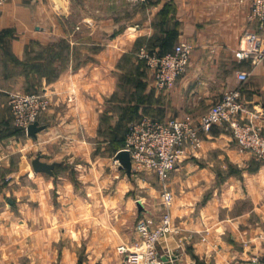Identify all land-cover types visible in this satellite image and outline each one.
I'll return each mask as SVG.
<instances>
[{"label": "crops", "instance_id": "0c3cea01", "mask_svg": "<svg viewBox=\"0 0 264 264\" xmlns=\"http://www.w3.org/2000/svg\"><path fill=\"white\" fill-rule=\"evenodd\" d=\"M250 14L249 0L0 7V55L18 61L0 57V264H124L118 248L140 240L137 221H158L167 209L154 174L128 175L115 161L124 148L112 138L134 121H198L240 88L241 120L264 134V63L235 56L249 32L262 30ZM181 43L193 46L190 61L159 90L140 52L162 55ZM26 81L50 104L36 136L19 132L8 104V89ZM202 137L170 173L179 232L159 244L161 264H264V161L241 151L223 124ZM38 156L55 164L53 175L34 170Z\"/></svg>", "mask_w": 264, "mask_h": 264}, {"label": "built area", "instance_id": "2783aa9c", "mask_svg": "<svg viewBox=\"0 0 264 264\" xmlns=\"http://www.w3.org/2000/svg\"><path fill=\"white\" fill-rule=\"evenodd\" d=\"M10 1L12 0H0V7ZM127 1L141 6L148 0ZM249 1L250 17L259 22L262 30L249 32L235 56L239 61H250L257 65L264 63V0ZM193 50L189 43H181L171 52L162 55L142 49L140 58L154 71L156 87L168 90L185 71ZM249 75L248 72H239L238 79L242 83L246 82ZM8 95V104L19 129L27 131L32 124L41 123L50 105L46 94L10 92ZM245 112L242 93L237 88L226 91L222 99L198 121L188 115L183 119H170L166 122L144 117L130 124L124 150L130 153L132 169L150 172L158 178L163 185L162 197L167 209L158 221L153 218H141L137 221L135 228L140 240L118 248L124 264H161L163 257L159 244L170 234L179 232L169 210L174 197L167 185L170 173L188 151L202 148L203 132L208 133L215 125L223 124L231 131L241 151L249 152L264 161V134L253 123L241 120Z\"/></svg>", "mask_w": 264, "mask_h": 264}, {"label": "water", "instance_id": "95a60500", "mask_svg": "<svg viewBox=\"0 0 264 264\" xmlns=\"http://www.w3.org/2000/svg\"><path fill=\"white\" fill-rule=\"evenodd\" d=\"M44 128L45 127L43 125H41L39 122H36L28 128L27 133L30 136H36L37 133L42 131ZM116 158L121 163V169H125L128 175H131L132 161H131L130 153L124 149L120 150L117 153ZM32 165H33L34 170L37 172L48 173L50 175L54 174L55 164H49V163L43 162L40 156L36 157L33 160Z\"/></svg>", "mask_w": 264, "mask_h": 264}, {"label": "rangeland", "instance_id": "374dc122", "mask_svg": "<svg viewBox=\"0 0 264 264\" xmlns=\"http://www.w3.org/2000/svg\"><path fill=\"white\" fill-rule=\"evenodd\" d=\"M0 57L1 58H4V59H7V60H11V56L10 55H8V54H6V53H2V55H0ZM6 60V61H7ZM10 62V61H9ZM29 82V81H28ZM18 86H20V85H18ZM18 86H12V87H10L8 90V93H10V92H21V93H32V92H36V91H33L31 88V86L29 85V83H27V81L26 82H22V87H18ZM40 93H43V92H40ZM8 98H9V95L7 96ZM10 107V106H9ZM11 109V108H10ZM41 124V123H40ZM23 131H24V134H27L28 135V133H27V131L25 130V129H23ZM121 130L119 129V132H120ZM126 133H128V131H126ZM126 135V134H125ZM125 135H123V134H118V136L117 137H113L112 139H117V140H120L122 137H124L125 138ZM127 136V135H126ZM110 138V137H109ZM115 161L117 162V164H119L120 166H121V163H120V161L116 158L115 159ZM116 164V165H117Z\"/></svg>", "mask_w": 264, "mask_h": 264}, {"label": "trees", "instance_id": "16d2710c", "mask_svg": "<svg viewBox=\"0 0 264 264\" xmlns=\"http://www.w3.org/2000/svg\"><path fill=\"white\" fill-rule=\"evenodd\" d=\"M175 48V47H174ZM173 50V49H172ZM171 50V51H172ZM171 51H169V52H171ZM168 53V52H167ZM7 54V53H6ZM164 54H166V53H164ZM15 60V62H16V58L15 57H13V56H11V60H9V61H12V63H13V61ZM16 63H18V61L16 62ZM31 68V65L28 67L27 65H25V70L27 71L26 73L28 74L29 72H32V70L30 69ZM41 67H35V69H34V71L38 74V72L40 73V74H46V70H44V71H42L41 69H40ZM21 130V131H20ZM19 130V132L21 133V134H24V131H23V129H20ZM125 142H126V135H125V138H122V139H120L119 140V144L121 143H123L122 145H121V147L123 146V148L125 147Z\"/></svg>", "mask_w": 264, "mask_h": 264}]
</instances>
